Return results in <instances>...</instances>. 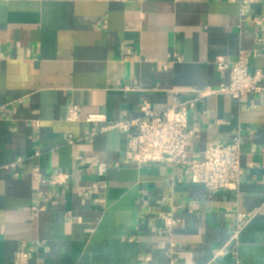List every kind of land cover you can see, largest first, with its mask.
<instances>
[{
	"label": "crops",
	"instance_id": "crops-1",
	"mask_svg": "<svg viewBox=\"0 0 264 264\" xmlns=\"http://www.w3.org/2000/svg\"><path fill=\"white\" fill-rule=\"evenodd\" d=\"M241 49L264 71V0L246 12L228 0H0V264L21 250L27 264H264V92L220 93L231 73L216 64ZM192 100L191 158L239 136L238 190L131 162L129 134L67 119L71 107L118 121ZM35 168L71 179L44 185Z\"/></svg>",
	"mask_w": 264,
	"mask_h": 264
},
{
	"label": "built area",
	"instance_id": "built-area-1",
	"mask_svg": "<svg viewBox=\"0 0 264 264\" xmlns=\"http://www.w3.org/2000/svg\"><path fill=\"white\" fill-rule=\"evenodd\" d=\"M238 3L241 11L246 12L257 0H228ZM262 20L257 19L260 23ZM256 50L241 49L235 60L219 56L216 64L219 71H230V82L219 92L237 100L245 96L264 92V71H251V59L256 56ZM180 60V58H178ZM206 92V91H205ZM200 97L204 91H199ZM197 100L179 104L163 110H153L147 104L141 107L142 114L138 117L124 118L118 121H109L102 113L89 114L84 119L74 108H69L67 119L72 122L85 121L91 126V134L109 130H120L130 136V141L124 156L127 160L139 165L149 163H166L181 166L185 169L194 183L203 184L210 190H238L242 180V142L239 136L230 142H221L207 149L203 160H195L190 156V145L195 130L189 126L191 109ZM75 139L70 137L69 144ZM107 165H98V174L105 176ZM34 178L44 185L64 186L69 183L71 175L67 172H56L44 176L38 168L34 169ZM247 214H240L236 222L235 235L244 227ZM165 226L172 234L178 225L173 210L164 213ZM237 255V253L235 252ZM29 253L26 250L18 251L14 264H27ZM233 264H239L236 259Z\"/></svg>",
	"mask_w": 264,
	"mask_h": 264
}]
</instances>
